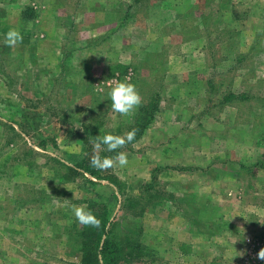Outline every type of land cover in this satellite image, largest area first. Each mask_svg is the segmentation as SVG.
<instances>
[{"label": "rangeland", "instance_id": "1", "mask_svg": "<svg viewBox=\"0 0 264 264\" xmlns=\"http://www.w3.org/2000/svg\"><path fill=\"white\" fill-rule=\"evenodd\" d=\"M120 81L142 98L126 117L107 96ZM228 93L246 99L223 104ZM154 95L137 142L96 148ZM94 157L113 166L73 174ZM257 163L264 0H0V264H84L80 206L142 245L124 264H264Z\"/></svg>", "mask_w": 264, "mask_h": 264}, {"label": "trees", "instance_id": "2", "mask_svg": "<svg viewBox=\"0 0 264 264\" xmlns=\"http://www.w3.org/2000/svg\"><path fill=\"white\" fill-rule=\"evenodd\" d=\"M24 15V13H23ZM246 99L243 95H237L234 93H228L224 96L222 103H231L234 101H243ZM159 106V95H154L150 98L149 102L142 106L140 112L137 117V121L135 124L129 129V131L135 129L136 136L135 140L131 143H126L124 146L127 147L135 142H137L143 135L146 129L151 125ZM128 131V132H129ZM117 152L111 151V153H107L108 157H115ZM87 161H82L75 169H72L73 174H78L79 170L83 173L89 174L91 177H97L96 171H94V167L92 165H87ZM257 168H264V164L257 163L255 165ZM71 170V169H70ZM185 170V169H181ZM186 169L185 171H187ZM145 193L147 192L144 189ZM147 194V193H146ZM138 197L136 200H146L145 196ZM132 200V199H131ZM139 214V213H135ZM104 217V216H103ZM99 226L96 227L97 233L96 235H92L88 233L91 229L86 227V224H83L79 230V236L81 238V251L86 262V259H90L89 263L86 264H124L131 259L139 258L142 255L143 247L139 245L136 240L133 243H129L124 239H119L113 232L112 229H108L106 226L107 223L105 217L99 218ZM90 236L93 237V241H91ZM131 258V259H130ZM84 262V264H85Z\"/></svg>", "mask_w": 264, "mask_h": 264}, {"label": "clouds", "instance_id": "3", "mask_svg": "<svg viewBox=\"0 0 264 264\" xmlns=\"http://www.w3.org/2000/svg\"><path fill=\"white\" fill-rule=\"evenodd\" d=\"M23 39L22 34L17 29H10L4 36V43L10 48H14ZM108 100L110 101L111 110L121 117H126L134 113L142 103V98L136 86L127 81L117 82L107 93ZM136 130L129 131L126 136H114L112 134H105L98 137L96 148L99 149L102 145L107 147V150L114 151L119 147L124 146L126 143H131L135 140ZM120 166H125L128 163L127 157L120 153L116 158ZM93 167L107 168L113 166V161L110 159L101 160L99 157H94L91 161ZM78 221L82 224H92L98 226L99 221L86 211L83 206L77 207L75 211ZM258 259L264 260V249L258 253Z\"/></svg>", "mask_w": 264, "mask_h": 264}, {"label": "crops", "instance_id": "4", "mask_svg": "<svg viewBox=\"0 0 264 264\" xmlns=\"http://www.w3.org/2000/svg\"><path fill=\"white\" fill-rule=\"evenodd\" d=\"M86 174V173H85Z\"/></svg>", "mask_w": 264, "mask_h": 264}]
</instances>
